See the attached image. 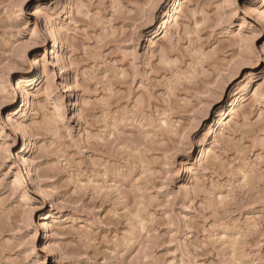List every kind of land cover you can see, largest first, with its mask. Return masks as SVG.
Masks as SVG:
<instances>
[{
	"label": "rangeland",
	"instance_id": "rangeland-1",
	"mask_svg": "<svg viewBox=\"0 0 264 264\" xmlns=\"http://www.w3.org/2000/svg\"><path fill=\"white\" fill-rule=\"evenodd\" d=\"M142 2L153 6L120 21L119 27L112 26L116 42L104 48L106 55L89 47L85 57L67 43L31 47L32 36L24 22L37 31L40 18H27L38 9L26 11L23 0H0V83L10 85L13 77L31 74L37 58L42 62L48 56L53 58L47 71L42 63L38 91L32 94L31 102H23L24 111L4 116L15 118L22 131L27 125L28 131L19 136L13 133L6 146L8 153L0 155V264L22 260L19 254L25 249L21 244L43 254L45 264H98V256L108 264H123L124 260L128 264H163L173 231L172 250L179 256L187 245L204 241L205 229L223 236L264 218V207L257 203L258 192L234 189L237 165L229 169L232 175L209 180L217 185L216 200L225 198L224 208L216 209L209 198L206 202L213 209L211 213L199 208L189 212L191 200L185 202L196 170L211 153L220 154L226 136L244 131L248 123L245 117L259 109L264 67L259 59L252 60L249 45L238 38L247 33L242 28L231 31L235 21L216 27L217 18L225 19L222 10L205 5L220 0ZM73 3L67 0L59 10L65 21L72 20ZM251 3L258 5L262 0ZM196 12L205 17L196 16L190 24L189 14ZM204 18L208 21L205 29L196 35L186 30L194 29L195 22ZM185 36L190 40L185 41ZM132 40L134 46L127 42ZM174 40L193 54L181 58L198 65L194 68L196 79L178 94L179 99L173 98L169 126L160 133L162 138L156 139L152 126L156 112L163 115L165 107L160 93L166 94L157 86L166 79L151 72L148 64L155 62L153 47L165 43L171 47ZM112 48L121 54L112 55ZM5 51L10 55L5 56ZM57 58L63 67L55 63ZM25 67L24 73L12 71ZM101 74L109 80L97 88L92 81L99 83ZM149 84L156 99L151 106L138 108L137 104L143 103L141 90ZM246 130L254 134L251 126ZM149 135L155 143L145 139ZM145 145L155 151L145 153ZM22 157L32 181L22 167ZM145 169L148 175L140 180ZM105 187L117 191L104 193ZM230 193H234L231 200ZM249 203L256 207L249 208ZM138 204L147 211L134 207ZM165 204L171 206L165 209ZM137 214L146 221L143 227L135 219ZM170 224L174 229L168 227ZM177 258L168 257L170 261Z\"/></svg>",
	"mask_w": 264,
	"mask_h": 264
},
{
	"label": "snow or ice",
	"instance_id": "snow-or-ice-1",
	"mask_svg": "<svg viewBox=\"0 0 264 264\" xmlns=\"http://www.w3.org/2000/svg\"><path fill=\"white\" fill-rule=\"evenodd\" d=\"M66 3L67 0H23V5L27 6L26 11L38 9L33 16L27 19L40 18L37 31H32L28 23L24 22V27L28 29L32 36L31 47L36 48L40 45H47L48 48H52L53 41H56L57 44L67 43L73 46V51H82L85 57L89 53V47H93L97 52L106 55L104 54V48L116 42L117 33L112 26L115 24L119 27L120 21L131 18L138 11L153 6L152 3H143L142 0H74L72 20L65 21L59 15V10ZM0 7H3V5H0ZM205 7L215 8L217 12L222 10L221 14L225 19L217 18L216 27L222 28L224 24L231 25L235 21L231 31L235 32L237 28H242L244 33H247V35L240 34L238 38L241 42L249 45L252 60L259 59L261 67H264V0L258 5H253L251 0H220L219 3L209 2ZM256 8H260V11H256ZM196 16L203 18L205 14L202 12L190 13L188 17L190 24ZM249 17L252 18L251 23ZM207 23V19L204 18L195 22L194 29L186 30L191 35H196L207 27ZM4 31H8V29L6 28ZM24 38L26 37H21V39ZM184 40L188 41L190 37L185 36ZM37 41L39 44L36 43ZM127 42L134 46V40ZM82 44L88 45V47L81 48ZM7 47L5 45V49ZM58 50L56 49V51ZM40 51L43 53L44 48L41 47ZM111 51L112 55L115 56L121 54L118 48H112ZM153 51L155 55L152 59L155 62H149L148 67L151 72L166 79V83H160L157 86L166 90V94L163 91L160 93L165 104L162 109L163 115H161V112H156V123L152 126L156 139H161L160 133L168 128L167 121L172 116L169 106L172 105L173 98L179 99L178 94L185 90V86L195 84L194 68L198 65L181 58L190 57L193 54L190 50L185 52L183 46L175 40L173 46L169 47L165 43L162 47H153ZM4 55L9 56L10 53L5 51ZM37 55L39 57L40 54ZM173 55H176L175 59L171 58ZM124 58L129 59L127 56ZM81 59L83 61L84 58ZM96 59H101V57H96ZM51 62H53L51 56H48L43 62L37 58L31 74H20L13 77L10 85L0 83V109L4 110L3 113H0V155L8 153L6 146L11 143L13 133L19 136L26 134L28 131L27 125L22 131L16 125L15 118L9 120L5 119L4 116L9 112L24 111L23 102L25 100L31 102L32 94L38 91L37 81L39 72L42 70V63L43 70L47 71ZM55 63L60 64L61 67L64 66V63L58 58ZM26 70V67L12 69L13 72L17 73H24ZM105 72H107L106 67ZM101 75L102 79L99 83L92 81L97 88L103 87L109 80L108 75ZM98 79L100 78L98 77ZM154 90L151 84L141 90L143 103H138V108L145 105L151 106L152 101L156 99L152 94ZM258 97L259 109L257 113L245 117L248 122L245 125V130L226 136L225 140L221 142L222 151H220V154L211 153L209 160L204 162V166L194 173V182L190 185L185 200L186 203L191 200V205L187 211L196 212L199 208L202 211L211 213L213 209L206 202L209 198H211L210 202L216 209L224 208L225 198L220 197L219 201L216 200L214 189L217 185L215 180H212V183L209 184V180L223 174L232 175L233 173L229 172L232 165H237L235 170L237 183L234 185V189L240 193L245 191L258 192L257 203L264 207V84H261ZM252 103L255 106L256 100H253ZM58 111L62 112L63 109H58ZM57 119L59 118L57 117ZM249 126L254 129V134L246 130ZM68 138L71 139V137ZM145 139L155 143L152 135L147 136ZM151 151H155V149L150 145H145L144 152ZM136 155L140 156V152H137ZM205 172L209 175H203ZM197 174L201 176L200 179H195ZM147 175L148 172L145 169L144 174L140 176V180H144ZM160 190L163 191V189ZM103 191L104 193H114L117 189L105 187ZM233 194L230 193L229 200L232 199ZM169 199L171 200V198ZM192 205H195V207H192ZM170 206V204L162 205L165 209ZM247 206L252 208L256 207V204L249 203ZM134 207L147 211L143 204ZM126 210L131 211L127 207ZM135 219L140 227H143L146 223L139 214L135 216ZM168 227L174 229V225L170 224ZM197 230L194 229V231ZM203 235L204 241L202 243L187 245L186 248L181 249L178 256V253L172 250L175 243V232L173 231V241L166 246L168 251L163 264H264V218L249 221L245 227L237 228L227 235L218 236L214 230L209 229H205ZM20 247L25 251L19 254L23 259L16 262V264H45L43 254L32 252L30 245L21 244ZM12 251H16V249L13 248ZM185 253L187 254L185 255ZM113 256H115L114 253ZM170 256H177V261H170L168 259ZM96 259L98 264H108L106 260H101L99 256ZM113 264H117V261H114ZM123 264H128V261L124 260Z\"/></svg>",
	"mask_w": 264,
	"mask_h": 264
},
{
	"label": "bare ground",
	"instance_id": "bare-ground-1",
	"mask_svg": "<svg viewBox=\"0 0 264 264\" xmlns=\"http://www.w3.org/2000/svg\"><path fill=\"white\" fill-rule=\"evenodd\" d=\"M53 43L54 44H56L57 45V43H56V41H53ZM55 45V46H56ZM60 72H61V70H60ZM75 105V104H74ZM223 112V108L221 109V111H220V114ZM225 116V115H224ZM221 122H222V120H221ZM223 125V124H222ZM21 162H22V167H23V169L26 171V173L28 174V178L29 179H31L32 177H31V173L30 172H28L27 171V168H28V163H27V161H26V159L24 158V157H22V159H21ZM30 181V180H29ZM31 181H32V179H31ZM30 181V182H31Z\"/></svg>",
	"mask_w": 264,
	"mask_h": 264
}]
</instances>
